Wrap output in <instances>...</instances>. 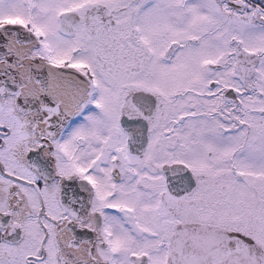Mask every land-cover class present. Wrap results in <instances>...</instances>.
Returning <instances> with one entry per match:
<instances>
[{"label":"snow or ice","instance_id":"snow-or-ice-1","mask_svg":"<svg viewBox=\"0 0 264 264\" xmlns=\"http://www.w3.org/2000/svg\"><path fill=\"white\" fill-rule=\"evenodd\" d=\"M0 264H264V0H0Z\"/></svg>","mask_w":264,"mask_h":264}]
</instances>
